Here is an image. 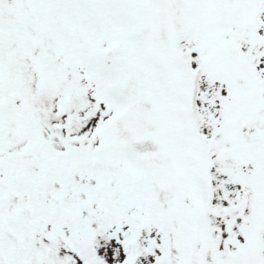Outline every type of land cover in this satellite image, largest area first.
Masks as SVG:
<instances>
[{"label":"snow or ice","instance_id":"6c2138e0","mask_svg":"<svg viewBox=\"0 0 264 264\" xmlns=\"http://www.w3.org/2000/svg\"><path fill=\"white\" fill-rule=\"evenodd\" d=\"M0 264H264V0H0Z\"/></svg>","mask_w":264,"mask_h":264}]
</instances>
